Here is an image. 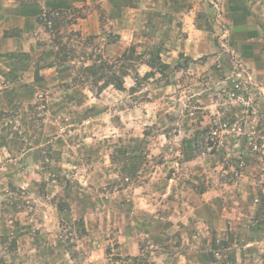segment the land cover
<instances>
[{
    "label": "rangeland",
    "instance_id": "1",
    "mask_svg": "<svg viewBox=\"0 0 264 264\" xmlns=\"http://www.w3.org/2000/svg\"><path fill=\"white\" fill-rule=\"evenodd\" d=\"M122 2L132 21L100 11L97 35L69 28L89 6L37 19L52 59L36 65L57 74L37 70L32 101H0V264H264V232L250 231L264 193V90L238 36L257 28L264 45V0ZM186 15L202 51L198 40L165 47L164 32L188 39ZM123 33L151 39L115 47ZM132 48L123 91L81 71ZM152 52L168 68L145 78ZM25 86L4 81L0 96Z\"/></svg>",
    "mask_w": 264,
    "mask_h": 264
},
{
    "label": "crops",
    "instance_id": "2",
    "mask_svg": "<svg viewBox=\"0 0 264 264\" xmlns=\"http://www.w3.org/2000/svg\"><path fill=\"white\" fill-rule=\"evenodd\" d=\"M122 4V0H44L39 6L33 5L26 7L18 4L16 0H0V84L6 81L9 85H28V87L17 88L15 91H8L4 96H0V101H6L5 97H7L10 103L13 99H19L20 96L24 97L23 99L25 101H32L37 96L36 91L38 87L34 89H30L29 87L41 86L45 80L43 78L40 80L36 79L37 70L40 71V76H42V74H57V68L51 66V64L44 66V62H42L40 67H37L36 65L39 57H44L48 62L49 59H52V54H47L44 51L45 46L43 44L41 45L43 36H47V33H45L37 22V19L44 11L47 9L67 11L73 7L83 8V6H89L84 18L78 19L75 24L69 26L71 31L74 30L80 32L82 35L88 36L94 34L97 35L99 33L100 11L110 19V22L114 21L111 22V24H118L122 27L131 22L132 20L128 19L127 16L128 8H125V5ZM239 6V8L245 10V18L250 15L248 8L243 1L240 2ZM132 10V12L139 11L138 9ZM188 19V15L183 19L185 26L184 31L188 33V39L185 41L179 40L174 42L173 37L176 33H172V31L164 32L162 39L165 42V47H177V49H180L182 52H187L189 48L187 42L194 41L196 43V40H198L199 43L197 42V45L199 44V51L203 50L204 33L195 29L192 24V26L188 24ZM246 19L248 21V18ZM136 20L138 19H133V21ZM238 34V36L245 39V45H243V47L241 46L242 48L240 49V52H243V60L245 64L252 69L253 73L259 75V78L261 79L259 85H262L261 88L264 90V45L262 33H260L257 28L246 29V27H244ZM149 37L150 36L147 35V37L143 36L141 38L140 34L137 33H132L131 37H127L125 33H123L114 45L115 47L121 45V48H127V46H130L131 44H135L136 41H138V43L142 42L140 41V38L148 40ZM21 74H24V76H21ZM11 94L13 95L11 96ZM9 95L11 97H9ZM17 95L19 97H17ZM120 244V249L124 252L126 249L125 246H123V242H120ZM136 250H138L136 247L135 250H133L132 247V252L126 251L125 254L127 256L136 255Z\"/></svg>",
    "mask_w": 264,
    "mask_h": 264
},
{
    "label": "trees",
    "instance_id": "3",
    "mask_svg": "<svg viewBox=\"0 0 264 264\" xmlns=\"http://www.w3.org/2000/svg\"><path fill=\"white\" fill-rule=\"evenodd\" d=\"M245 1L249 3L251 2V0H245ZM253 3L251 2V5ZM256 3L258 2L256 1L254 4ZM262 4H264V2H262ZM135 54H136V50L132 48L131 50L124 53L122 57L119 60H117L115 64L113 63L110 64L109 62L107 63L106 61L100 60L101 62L99 65L93 64L92 66L83 68L81 71L83 72V74L86 76L87 79H89L90 77H93L94 84H97V86L100 81H104L103 84L98 87V90L100 91H103L105 88H108L111 85L114 86L116 89L123 91L125 90V78L129 76V70L131 69L130 67H127V65H121V64H125L127 62L131 63L132 61L137 60V57H134ZM56 57H58V55ZM150 57H151L150 60L145 64L151 69V71L150 73L146 74L145 78L154 77L156 75V71L161 74H165L166 69L168 68V65L162 62L160 58V52H152L150 54ZM117 64L119 66V71H116V67H118ZM136 80L138 82L139 78H137ZM250 151L255 152V154H257L256 151H254L253 149H251ZM260 157L262 158L261 155ZM59 210L62 211V209H59ZM80 222H81V225L84 224L83 220H81ZM250 231L253 234L264 232V193H263V190L259 193V198L256 199V211L252 219V225L250 226Z\"/></svg>",
    "mask_w": 264,
    "mask_h": 264
},
{
    "label": "built area",
    "instance_id": "4",
    "mask_svg": "<svg viewBox=\"0 0 264 264\" xmlns=\"http://www.w3.org/2000/svg\"><path fill=\"white\" fill-rule=\"evenodd\" d=\"M259 149H260L259 152H261V156L264 159V143L261 144Z\"/></svg>",
    "mask_w": 264,
    "mask_h": 264
}]
</instances>
